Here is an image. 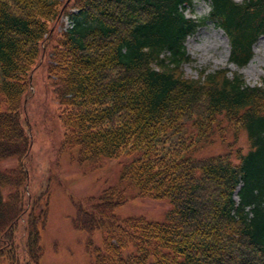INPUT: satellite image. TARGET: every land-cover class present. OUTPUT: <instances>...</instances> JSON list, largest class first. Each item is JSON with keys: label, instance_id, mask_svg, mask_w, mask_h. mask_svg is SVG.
<instances>
[{"label": "trees", "instance_id": "obj_1", "mask_svg": "<svg viewBox=\"0 0 264 264\" xmlns=\"http://www.w3.org/2000/svg\"><path fill=\"white\" fill-rule=\"evenodd\" d=\"M210 3L230 61L245 66L264 34V0ZM190 4L0 0V163L20 159L0 170V237L26 212L30 139L20 113L32 72L49 54L67 144L80 147L82 161L124 158L121 185L100 205L108 224L95 264H264V76L253 86L226 68L187 77L185 41L199 26L184 13ZM65 14L74 25L60 32ZM217 143L227 150L203 152ZM124 185L169 200L165 218L115 215ZM82 224L92 229L96 220Z\"/></svg>", "mask_w": 264, "mask_h": 264}, {"label": "rangeland", "instance_id": "obj_2", "mask_svg": "<svg viewBox=\"0 0 264 264\" xmlns=\"http://www.w3.org/2000/svg\"><path fill=\"white\" fill-rule=\"evenodd\" d=\"M209 12V0H192L185 9L188 17L199 22L208 17ZM61 25H65L64 18L56 24L57 29ZM185 45L190 56L183 65L187 77L227 67L230 76L239 73L247 84L255 85L264 75V35L255 43L253 57L244 67L230 62L229 39L212 20L204 21L187 38ZM39 61L31 75V93L21 112V122L30 139V150L24 162L27 179L23 186L24 206L28 210L14 231L5 233L0 239V264H95L97 250L104 248L108 224L100 205L106 194L121 185L124 158L80 159V147L70 146L65 141L59 89L49 69V54ZM239 137L238 145L247 151L246 132ZM232 140L230 137L227 141ZM216 150L224 152L227 146L217 143L203 152ZM19 165L20 159L13 156L1 162L0 169L7 171ZM122 188L125 191L120 196L127 200L123 203L118 200L114 206L115 215L120 218L144 216L161 221L171 208L169 200L137 197L136 188L128 185ZM8 193L9 189H3L4 198ZM88 215L96 220L92 229L82 226ZM31 230L36 232V244L32 242L34 238L28 239Z\"/></svg>", "mask_w": 264, "mask_h": 264}]
</instances>
